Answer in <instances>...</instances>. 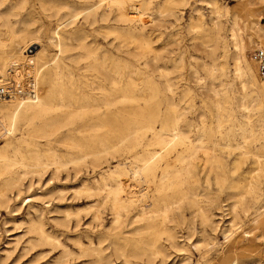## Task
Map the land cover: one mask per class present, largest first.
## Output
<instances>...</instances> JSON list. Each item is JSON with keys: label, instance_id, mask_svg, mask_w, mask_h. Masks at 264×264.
Here are the masks:
<instances>
[{"label": "rangeland", "instance_id": "rangeland-1", "mask_svg": "<svg viewBox=\"0 0 264 264\" xmlns=\"http://www.w3.org/2000/svg\"><path fill=\"white\" fill-rule=\"evenodd\" d=\"M102 1L0 0V40L16 60L0 78L21 86L36 76L49 105L34 118L22 108L0 136V264H224L237 256L264 264V82L256 74L253 83L243 65L241 88L229 31L245 6L264 27V1ZM38 51L32 73L28 55ZM175 128L206 150L187 159L185 144L170 148L135 202L121 194L117 225L106 193L76 194L101 176L113 186L107 172L140 166L139 156L158 151L155 137ZM250 129L254 136L241 139ZM34 155L45 164L40 180L28 174L18 195L4 190L35 169ZM185 164L178 178L165 170ZM144 204L149 213L136 219ZM201 208L212 224L201 223Z\"/></svg>", "mask_w": 264, "mask_h": 264}, {"label": "bare ground", "instance_id": "bare-ground-1", "mask_svg": "<svg viewBox=\"0 0 264 264\" xmlns=\"http://www.w3.org/2000/svg\"><path fill=\"white\" fill-rule=\"evenodd\" d=\"M261 1H264V0H261ZM111 2H113V4L116 5L117 7H121L123 5V0H111ZM244 3H245V5L249 4L248 1H246V0ZM249 13H250V10L247 6H245L243 9L235 12L233 17H232V23H231V27L229 30L230 35H231V41L233 44L234 71L236 72L235 78L239 81V84L241 85L242 89H244L246 87V83H244V81L242 80L243 74L245 75V73H246L245 68H243V65L248 67L247 71L251 72L250 74H251L252 82L256 83L257 67H256V64L254 63V61L252 60V58L248 57L247 53L251 50H261L264 53V27L261 25L258 18H254ZM126 19H127V16L122 17V20L125 21ZM141 24H142V22H141ZM215 24H216V22H215ZM248 31H251V32L249 33ZM141 37H142V35H141ZM253 37H256L257 41L253 42V40H252ZM33 40H35V39L33 38V39L29 40L30 41V43L28 44L29 47H32L33 45H38V43L36 41H33ZM0 47H1V49H3L2 52L0 53V77H2V76H4V71L6 72L7 68H9L11 66H16L15 65L16 63L15 64L13 63L16 60H14L15 54H9L7 52V49H5L6 47H5L4 42H2L1 40H0ZM39 53H40V51H38L34 55H28V57H30V59H31V63L28 62L26 64V66L28 67L27 70L31 71L32 73H35L36 64H37L36 56ZM21 54H23V53L21 52ZM35 77L29 78L21 86L13 83L12 80L9 79V77L0 78V89L4 90V92H6V91L8 92L7 93L8 98H4L1 100L2 102H0V103H4L0 107V136L1 135H7L8 133H10L9 131L14 126V123H16L17 118L20 115V111L22 110V108H25L26 111H28V115H30L31 118H34L38 114L49 110V105L47 104V102L45 100H43L42 97L39 99V96L37 94V85H36ZM260 81H263V80L260 79ZM9 87H11L12 89L7 90V88H9ZM127 97H129V96H127ZM107 100H109V99H107ZM263 100H264V97H263ZM14 103H16L17 105H14ZM6 106H8V108H6ZM12 106H14L15 108L14 107L12 108ZM243 106L244 105L242 104V107ZM9 107H11V108H9ZM218 118H220V117H218ZM136 131L137 130H135V132ZM135 132H134V134H135ZM134 134H133V136H134ZM238 134L241 137V139L242 138L246 139L247 137L254 136V132L252 129H250L248 131L247 130H240ZM155 140H156L157 146L159 147L158 151L150 154L147 158H143V157L139 156L137 158V161L140 162V166H135V165H132L131 163H125L120 168H117L116 170H114V168H113L112 171L107 172V176L111 177L114 180L115 184L113 186L109 185L108 182L106 181V178L101 176L100 182H98L97 180L94 181V183H93L94 187L93 188L87 186L86 184H83L80 187V189L78 191H76V194L83 193V194H86L88 196H94V195H100V194H102V192L106 193L104 200H106V198L110 197V210L112 211V214H113L112 223L114 225H117L120 221L121 211L126 209V207L124 205V201L121 199V197H122L121 194L124 192L125 197L129 202H135L134 190L140 184H143V183L147 184L148 183L149 178L154 173V170L156 168L160 167V163H162V160L164 159V155H166L167 151L170 148H173L174 146H177L180 144H185L186 145V152L185 153H188L187 159L193 155L196 148L197 149L201 148L204 151L206 150V148L204 146H202L200 138L197 139L198 145L194 144L189 140L188 136L185 134L184 131H180L179 129H176V128L172 132H169V133H164V132L162 133L161 132L157 137H155ZM247 140H248V138H247ZM129 142H128V144H129ZM106 150H105V152H106ZM104 154H106V153H104ZM184 156H180L179 158H177L178 162H180V164L184 160ZM211 158H214V157H211ZM4 160H6V158H4ZM125 160L127 161V158ZM52 164L58 165L60 163L54 161ZM32 165L35 167L34 170L33 169L30 171L22 170L21 172H18L17 179L16 180L10 179L11 180L10 183L7 186H5L4 190H11L14 188V189H16V194L18 195L20 181L26 175L28 176V174L35 175L38 178V180H40V177L43 174L42 167L45 165L43 163V160H40L39 157L34 155V157L32 158ZM49 165H51V164H49ZM7 166H9V165L6 164L5 167H7ZM10 166H12V165H10ZM45 167H47V166H45ZM61 167H63V166H61ZM165 170L167 171L169 177L171 176L174 178H178V177L182 176L183 172H185V173L188 172V165L185 164L179 168H174L170 165H167L165 167ZM156 172H158V171H156ZM57 174H59V173H57ZM161 180H163V179L161 178ZM137 191H139V190L137 189ZM0 198H7L6 192L0 191ZM144 207H145V204L140 206L139 216L136 219H138V218L144 216L145 214L149 213L146 211V209ZM90 208H93V207L90 206ZM95 208H96V212L92 216V220L95 222H98L101 219L100 211H99L100 207L97 206ZM166 213H167V210H164L163 214H162L164 219L166 218ZM200 213H201V223L212 224V220H211L210 215L207 214L202 208L200 209ZM256 219L253 221L252 226H255L257 224ZM231 226H232V224H231ZM36 230H37V234H39L40 238L43 239V242H44V240L49 238L45 234V232L42 230L41 226H37ZM163 232L165 233V235L167 236L168 239H172V236L169 234L167 229H165ZM90 245H92L91 242H90ZM241 260H242L241 257L237 256L232 260H226L224 262V264H240L242 262ZM251 260H254L253 262L256 261V263L257 262L260 263L259 258H252V257L247 258L245 261L251 262Z\"/></svg>", "mask_w": 264, "mask_h": 264}, {"label": "built area", "instance_id": "built-area-1", "mask_svg": "<svg viewBox=\"0 0 264 264\" xmlns=\"http://www.w3.org/2000/svg\"><path fill=\"white\" fill-rule=\"evenodd\" d=\"M250 56L257 67V75L258 77L264 81V53L261 50H254L250 53ZM0 92L5 94L4 90L0 89ZM245 264H258L256 262H247Z\"/></svg>", "mask_w": 264, "mask_h": 264}]
</instances>
